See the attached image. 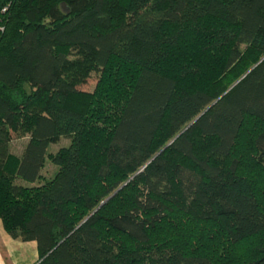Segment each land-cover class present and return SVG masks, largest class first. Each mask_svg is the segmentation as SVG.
Here are the masks:
<instances>
[{
  "label": "trees",
  "instance_id": "trees-1",
  "mask_svg": "<svg viewBox=\"0 0 264 264\" xmlns=\"http://www.w3.org/2000/svg\"><path fill=\"white\" fill-rule=\"evenodd\" d=\"M0 219L37 264H264V0H0Z\"/></svg>",
  "mask_w": 264,
  "mask_h": 264
},
{
  "label": "crops",
  "instance_id": "crops-1",
  "mask_svg": "<svg viewBox=\"0 0 264 264\" xmlns=\"http://www.w3.org/2000/svg\"><path fill=\"white\" fill-rule=\"evenodd\" d=\"M37 256L36 242L11 236L0 219V264H37Z\"/></svg>",
  "mask_w": 264,
  "mask_h": 264
},
{
  "label": "rangeland",
  "instance_id": "rangeland-1",
  "mask_svg": "<svg viewBox=\"0 0 264 264\" xmlns=\"http://www.w3.org/2000/svg\"><path fill=\"white\" fill-rule=\"evenodd\" d=\"M99 74V70H94L89 73L88 79L85 83L79 85L80 88L86 89V90H92L94 87L97 77ZM26 141V138H15L12 141L11 148L14 152L19 153ZM69 142L68 138L62 137L59 141L55 143H51L49 146V150L55 151L58 147L61 145L67 144ZM56 170V165L52 163L50 160H46L44 167L41 169V173L45 177H49L50 175L53 174V172Z\"/></svg>",
  "mask_w": 264,
  "mask_h": 264
},
{
  "label": "water",
  "instance_id": "water-1",
  "mask_svg": "<svg viewBox=\"0 0 264 264\" xmlns=\"http://www.w3.org/2000/svg\"><path fill=\"white\" fill-rule=\"evenodd\" d=\"M237 81H238V80H237ZM237 81H235L233 84H235ZM233 84H232V85H233ZM232 85H231V86H232ZM231 86H230V87H231ZM213 102H214V101H213ZM211 104H212V103H211ZM211 104H210V105H211ZM210 105H208V106H210ZM206 108H208V107H206ZM206 108H205L204 110H206ZM204 110H203V111H204ZM203 111H202V112H203ZM202 112H201V113H202ZM201 113H199V114H198V115H197V116H196V117H195V118H194L189 124H191L196 118H198V117L200 116ZM189 124H188V125H189ZM188 125H186L182 130H184ZM111 195H112V194H111ZM111 195H109V196L106 197L104 200H102L101 203H100L98 206H100L101 204H103V203H104V202H105V201H106Z\"/></svg>",
  "mask_w": 264,
  "mask_h": 264
}]
</instances>
